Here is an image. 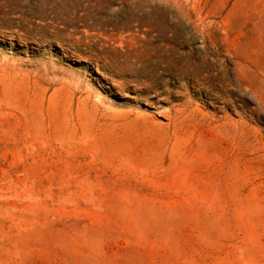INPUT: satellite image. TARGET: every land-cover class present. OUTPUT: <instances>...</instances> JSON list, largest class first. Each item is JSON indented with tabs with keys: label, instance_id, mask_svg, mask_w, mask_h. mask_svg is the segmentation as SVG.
<instances>
[{
	"label": "rangeland",
	"instance_id": "374dc122",
	"mask_svg": "<svg viewBox=\"0 0 264 264\" xmlns=\"http://www.w3.org/2000/svg\"><path fill=\"white\" fill-rule=\"evenodd\" d=\"M0 264H264V0H0Z\"/></svg>",
	"mask_w": 264,
	"mask_h": 264
}]
</instances>
